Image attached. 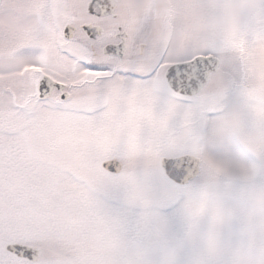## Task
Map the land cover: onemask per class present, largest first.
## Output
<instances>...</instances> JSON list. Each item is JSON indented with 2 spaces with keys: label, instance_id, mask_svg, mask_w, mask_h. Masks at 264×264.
Returning a JSON list of instances; mask_svg holds the SVG:
<instances>
[{
  "label": "rangeland",
  "instance_id": "374dc122",
  "mask_svg": "<svg viewBox=\"0 0 264 264\" xmlns=\"http://www.w3.org/2000/svg\"><path fill=\"white\" fill-rule=\"evenodd\" d=\"M48 5L0 3V264H264V0H119L123 59L65 38L76 14ZM197 54L218 69L171 92L167 66ZM42 73L69 98L37 97ZM185 153L201 171L177 185L158 162Z\"/></svg>",
  "mask_w": 264,
  "mask_h": 264
},
{
  "label": "water",
  "instance_id": "95a60500",
  "mask_svg": "<svg viewBox=\"0 0 264 264\" xmlns=\"http://www.w3.org/2000/svg\"><path fill=\"white\" fill-rule=\"evenodd\" d=\"M116 3V0H90L88 10L92 15L96 16L109 13L114 14ZM88 27L84 26L87 32H89ZM71 29L72 27L70 26L65 27L64 36L66 38L71 36ZM89 29L93 32L91 37H96L101 34L100 27H92ZM143 46L141 44V48ZM103 51L106 54H116L123 57L125 52L123 38L117 44H106ZM219 65V57L213 54H198L189 60L170 64L165 69L164 82L171 92L178 95L191 96L201 90L208 82L211 73L216 71ZM54 88L61 91L60 99L64 100L69 98V93L65 90L66 85L54 81L46 74H42L36 83L37 96L39 98H46L52 93ZM158 163L165 178L177 185L187 184L199 174L201 169V159L190 153L172 157L162 156ZM99 166L107 173L118 174L123 169V162L118 158L112 157L102 160ZM3 249L16 258H22L28 261H35L40 255V249L37 247L18 242L5 243L3 244Z\"/></svg>",
  "mask_w": 264,
  "mask_h": 264
},
{
  "label": "flooded vegetation",
  "instance_id": "af4514ba",
  "mask_svg": "<svg viewBox=\"0 0 264 264\" xmlns=\"http://www.w3.org/2000/svg\"><path fill=\"white\" fill-rule=\"evenodd\" d=\"M45 1L47 2V5L50 2V0H45ZM62 1L65 4V6H67V8L73 14H76V16H77V19H75V17L73 16L72 19H70L69 21H66L62 24L61 33L63 36H64L65 27L70 26V27H72L70 38L72 36H74L75 34H77L79 36L82 35L89 42L93 55H95V56L97 55L95 44L100 43V41L102 40V43H100V45H99L101 53L104 56L118 57V58H120L118 55H107V54L103 53V47L109 43H119L121 41V38H123L124 44H125V52L124 53L126 54L128 52V50L130 49L129 44H128V34L123 29V19L120 16L119 11H118L119 0H116L117 3H116V6L114 8V14L109 13V14H104V15H99V16L92 15L89 12L88 3L90 2V0H87L85 5H82V0H62ZM48 7H49V5H48ZM79 15H81V17L84 16L83 19H80ZM106 19H114L116 21H119L120 23L118 25L116 23H106V21H105ZM84 26H89L88 27L89 32H87L84 29ZM92 27H100L101 28V34L97 35L96 37H91V35H93V32L89 28H92ZM141 44H144V43L138 44V49H139L140 53L145 48V44L142 48H141ZM125 54H124V56H125ZM123 58H120V59H123ZM54 81H56V80H54ZM55 91L58 92L59 95L61 94V92L56 88L53 89L52 93ZM52 93H51V95H52Z\"/></svg>",
  "mask_w": 264,
  "mask_h": 264
}]
</instances>
